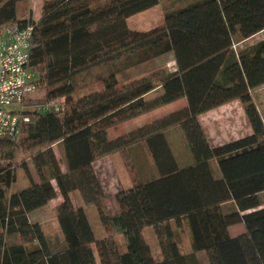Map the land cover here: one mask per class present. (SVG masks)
I'll return each instance as SVG.
<instances>
[{
  "label": "trees",
  "instance_id": "1",
  "mask_svg": "<svg viewBox=\"0 0 264 264\" xmlns=\"http://www.w3.org/2000/svg\"><path fill=\"white\" fill-rule=\"evenodd\" d=\"M19 1L0 0V30L26 23ZM161 1H43L40 17L32 19L36 39L28 64L47 102L60 101L57 110L26 109L33 118L18 138L43 134L46 144L30 158L37 180L20 162L29 182L22 189H11L19 140L0 137V147L10 149L0 155V264H96V254L101 264H190L193 252L184 255L178 248L177 227L184 220L194 248H205L210 264H264V116L251 92L264 85V39L240 45L264 29V0H170L179 3L164 7L162 24L144 30L128 25V16ZM97 21L102 23L90 28ZM166 53L173 54L175 69L119 84V72ZM96 82L99 89L77 95ZM181 98L182 107L109 136L119 123ZM233 99L241 103L251 132L212 146L198 115ZM172 127L186 139L193 159L188 166L180 167L171 149L166 131ZM136 143L149 153L156 173L138 174L119 190V212L111 215L93 162ZM74 190L95 206L101 235L84 207L73 204ZM57 191L65 247L52 249L28 213ZM230 199L234 207L223 210L220 203ZM238 222L245 232L230 236L228 226ZM145 226L157 237L159 260L143 236ZM11 234L20 241L8 243Z\"/></svg>",
  "mask_w": 264,
  "mask_h": 264
},
{
  "label": "crops",
  "instance_id": "2",
  "mask_svg": "<svg viewBox=\"0 0 264 264\" xmlns=\"http://www.w3.org/2000/svg\"><path fill=\"white\" fill-rule=\"evenodd\" d=\"M256 36H259V37L255 39L254 41L249 42V44L255 43L257 41L264 39V29L247 37L241 42H246V41L248 42L249 39L256 37ZM235 100L236 99H233L226 103H229ZM175 101H172V102H175ZM226 103H223L217 107H214L210 110L202 112L198 115L199 122L202 125L206 138L208 142L210 143V145L212 146L222 144L232 139L243 137L245 135H248L251 132V128L248 123L247 117L244 113V109L240 103L239 105L241 106V109L243 110V115H244L243 116L244 118L243 117L241 118L242 122L244 123L243 124L244 128L243 127L240 128L238 124L232 121L231 117H230L231 120H228V121H226L225 116L222 120L218 119L217 117H213L214 114L219 113L218 109L223 107ZM167 104H168L167 106H169L171 105V102ZM160 107L161 106L155 109H152L149 112L153 111L154 113L155 110L157 111L158 109H160ZM171 110L173 111L175 110V108L170 109V112ZM209 113L211 114L208 115ZM206 118H207V121L205 123L204 121L206 120ZM224 120L226 121L225 123H224ZM142 124L134 126V127H130L121 133L128 132L136 127L141 126ZM178 132L180 133V130L178 127L169 128L166 131V136H167L168 141L170 142V140L174 138ZM229 133H233L234 135H229ZM112 136L114 137L116 135H112ZM147 153L148 152L142 145L136 143V144L130 145L129 147L123 149L122 151L120 150V151H116V152L104 155L96 159L93 162L95 172L101 180L102 188L105 194V203H106L107 209L111 215H115L119 212V207L115 199V194L119 190H122L124 188L131 186L133 184L134 179L139 176L138 174L142 175L143 173L147 175V177H151L153 174L156 173V168L152 164V160H148ZM175 156H176L178 165L180 167L188 166L192 164L193 159H192L191 154H185L184 156H180V157H178L175 154ZM99 168L101 171H99ZM62 169L63 170L65 169L64 164H63ZM122 170H124V172H122ZM102 176H103V180H102ZM70 196L75 206L84 207L92 228L94 229L96 234L101 235L103 233V227L101 226V223L97 217L95 206L93 204L85 203L78 190L72 191L70 193ZM260 197H261L260 206H264V192L260 193ZM62 199L63 198L60 192L57 191L56 196L48 200V202L44 206L36 208L28 213V218L31 222H37L42 226V230L46 236L48 245L52 249H57L59 246H61V248L65 247L64 236L60 229L57 216H56V211H55L57 205L62 202ZM220 205L223 208V210L225 209L228 210L234 207V202L232 199H230V200L220 203ZM40 209H42V211L43 209H45L46 214L44 216H40L41 218L37 216H33V214L38 210L40 211ZM49 220H51L52 222L53 230L49 226L47 227V223L49 222ZM144 231L154 232L151 226H145L142 229V233H144ZM227 231L230 236L241 234L245 232L244 223L238 222V223L231 224L228 226ZM177 234L179 238L178 248L180 252L184 255L190 254L191 252H193L194 254L193 258L190 259L191 261L190 264H210L206 249L205 248H198V249L194 248L192 237H191L192 231L186 220L183 221V224L181 226L177 227ZM181 236L183 238L182 241H181ZM19 241H20L19 236L16 234H11V235H8L7 237L8 243H11V242L18 243ZM153 256L155 259H158V260L161 259L160 252L155 253V255L153 254ZM95 260H96V264H101V259L97 254H96Z\"/></svg>",
  "mask_w": 264,
  "mask_h": 264
},
{
  "label": "rangeland",
  "instance_id": "3",
  "mask_svg": "<svg viewBox=\"0 0 264 264\" xmlns=\"http://www.w3.org/2000/svg\"><path fill=\"white\" fill-rule=\"evenodd\" d=\"M170 2H171L170 0H164V1H161L160 3H158L154 6H151V7L144 9L138 13H135V14L128 16L126 18L128 25L134 29L144 30V29H147V28L152 27L154 25L162 24L163 20H164V7L170 6V5L175 6L176 4L179 3L176 1H172V3H170ZM42 3H43V1L41 2L39 0H20L17 3L18 4V11L20 14L19 17L30 16L33 20H37L41 15ZM107 17L112 18V16H107ZM102 21H106V19H104ZM102 21H97V22L92 23L90 25V28H95L96 26L101 24ZM258 37L259 36L253 37V38L249 39L248 42L247 41L241 42L240 45L241 44H249V42L254 41ZM164 67L169 69V70L175 69V60H174V56L172 53H166V54L160 55V56L153 58L149 61L143 62L139 65H136V66L128 68L124 71H121L117 74V78L119 80V84L126 83V82H129L131 80L137 79L141 76L148 75V74H150L154 71H157L160 68H164ZM100 85L101 84L99 82H96L92 85H87V86L83 87L77 93V95L87 93V92H90V91L95 90V89H99ZM251 92H252L253 100H254L259 112L261 113L262 116H264V85H260L256 88L252 89ZM32 98H33L32 100H34L33 101L34 103H36V102H38V103L47 102V100L45 99L44 88L41 86H38L36 88V90L34 91V93L32 94ZM59 101H60V98L54 102L58 104ZM239 103L240 102L237 99L235 101L226 103L223 107L218 109L219 113L214 114L213 117H217L218 119L222 120L225 116L226 121L231 120L230 119V117H231L232 121L235 122L236 124H238L240 126V128H242V127L244 128V125H243L244 123L241 120V118L244 115H243V110L241 109V106L239 105ZM184 104H185V100H184V98L183 99L181 98L175 102H171V105H169V106H167L168 104H164L166 106H164V105L161 106L160 109H158L157 111L155 110L154 113H153V111H151V112L148 111L147 113L145 112L141 115L133 117V118L129 119L128 121L126 120L124 122H121L116 127L110 128L109 136L113 137L112 135H117V134L123 132L124 130H126L130 127L140 125V124L144 123L145 120H146L145 122L152 121L153 119L160 116L161 114L163 115L165 113H169L170 109L175 108V110H176V109L182 107ZM29 109L33 110V109H35V107L31 106V107H29ZM210 114L211 113H209L208 115H210ZM206 121H207V118L204 122L206 123ZM226 121L224 120V123ZM179 130H180V133L178 132L176 134V136L174 138H172L169 142L173 153L176 154L178 157L184 156L185 154H191L189 151L186 139L183 135V132L180 128H179ZM242 131H244V130H242ZM42 135H40L39 137H36V138H27V137L24 138L21 135L18 138L19 143L17 146L15 158H14V160L16 162V166H17L16 179L11 186L12 190L16 191V190L22 189V188L26 187L29 183L28 179L24 173V170L21 167H19L20 162H26V164L28 165V168L32 174V177L35 180H37V175L35 173V169L33 167V164L31 162L30 158L34 152H36L38 149L45 146L46 142L44 141L42 143V141L44 139V137ZM229 135H234V134L229 133ZM30 145H32V146H30ZM52 147L54 149L56 157H57V159L60 163V166L62 168L63 167L62 154H61L58 146L55 143L52 144ZM9 150H10L9 147H7V146L0 147V155H5L7 153V151H9ZM147 155H148V160H151L149 153H147ZM116 159H117V157H116ZM99 171H101L100 168H99ZM122 172H124V170H122ZM104 178H105V176H104ZM99 180H100V178H99ZM102 180H103V176H102ZM100 182H101V180H100ZM45 214H46L45 209H43V211H42V209H40V211L39 210L36 211L33 214V216H37V217L41 218L40 216H44ZM48 226L51 229L53 228L51 220H49V222L47 223V227ZM143 236H144L145 240L149 243L151 250H152V253L154 255H155V253L160 252V250L158 248L159 247L158 240H157V237L153 231H144ZM117 239H119V236L117 237ZM182 240H183V238L181 236V241Z\"/></svg>",
  "mask_w": 264,
  "mask_h": 264
},
{
  "label": "built area",
  "instance_id": "4",
  "mask_svg": "<svg viewBox=\"0 0 264 264\" xmlns=\"http://www.w3.org/2000/svg\"><path fill=\"white\" fill-rule=\"evenodd\" d=\"M45 1V0H39ZM36 34L32 18L0 30V137L18 138L24 123L32 120L26 109H58L53 102L34 103L37 75L29 62V52L34 46Z\"/></svg>",
  "mask_w": 264,
  "mask_h": 264
}]
</instances>
